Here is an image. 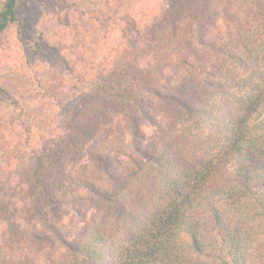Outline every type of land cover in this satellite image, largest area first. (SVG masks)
<instances>
[{
  "label": "trees",
  "instance_id": "16d2710c",
  "mask_svg": "<svg viewBox=\"0 0 264 264\" xmlns=\"http://www.w3.org/2000/svg\"><path fill=\"white\" fill-rule=\"evenodd\" d=\"M23 1L5 0L0 35ZM240 1L200 43L215 54L213 71L196 72L194 61L181 72L202 95L182 101L179 81L161 84L154 67L114 71L98 87L110 121L102 140L75 126L38 151L29 201L63 221L55 251L20 264H264V3ZM194 4L170 0V24H186ZM20 209L2 210L0 242L36 240Z\"/></svg>",
  "mask_w": 264,
  "mask_h": 264
},
{
  "label": "rangeland",
  "instance_id": "374dc122",
  "mask_svg": "<svg viewBox=\"0 0 264 264\" xmlns=\"http://www.w3.org/2000/svg\"><path fill=\"white\" fill-rule=\"evenodd\" d=\"M169 1L24 0L16 23L0 35V216L8 207L21 206L24 226L37 233L36 240H21L17 247L0 242V264L31 263L35 253L55 251V228L63 218L49 219L37 201H29L35 155L75 126L81 132L91 128L102 140L110 126L107 116L103 119L108 99L98 92L102 77L121 70L135 75L150 66L162 70L161 84L179 81L182 101L204 92L181 72L194 61L196 72L213 71L215 54L200 43L219 29L218 13L227 10L229 0H195L191 19L186 24L179 19L175 26L166 16ZM241 1L247 9L264 3ZM176 113L172 110L169 119ZM168 124L160 129L163 136ZM88 165L81 162L79 170ZM46 217L51 229L43 224ZM1 225L0 218V232Z\"/></svg>",
  "mask_w": 264,
  "mask_h": 264
}]
</instances>
